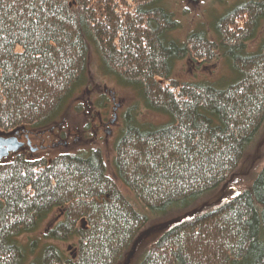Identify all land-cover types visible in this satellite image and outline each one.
Masks as SVG:
<instances>
[{
	"label": "trees",
	"instance_id": "obj_1",
	"mask_svg": "<svg viewBox=\"0 0 264 264\" xmlns=\"http://www.w3.org/2000/svg\"><path fill=\"white\" fill-rule=\"evenodd\" d=\"M170 3L0 0L2 134L58 126L92 86L93 52L104 76L165 119L139 120V103L124 114L112 174L100 149L0 162V264H128L155 218L171 219L135 264H264V167L223 198L264 128V40L250 50L264 0L218 18L213 39L201 28L184 42ZM219 58L229 82L173 78L181 60ZM56 210L62 219L33 238ZM73 241L69 253L53 244Z\"/></svg>",
	"mask_w": 264,
	"mask_h": 264
},
{
	"label": "rangeland",
	"instance_id": "obj_2",
	"mask_svg": "<svg viewBox=\"0 0 264 264\" xmlns=\"http://www.w3.org/2000/svg\"><path fill=\"white\" fill-rule=\"evenodd\" d=\"M245 1L252 0H201L199 3H193L190 0H171L170 10L174 13L175 20L180 23V27L175 33L176 37L184 42L191 32L200 31L202 28L213 39L215 36L213 30L215 21L232 10L236 5ZM263 40L264 29L256 37V41L250 44V50H254ZM89 57L92 86L85 89L74 99L69 112H67L68 115L58 126L49 131L31 132L34 135H40L41 140H44L43 144L51 147L48 151L37 154L29 152L26 157L30 160H43V158L53 160L60 155L69 154L76 156L77 154H86L92 150L100 149L112 174L114 172L112 162L116 156L115 147L125 126L124 114L133 106L135 107L140 100L136 98L132 91L120 88L114 78L104 76L100 67V60L94 52ZM177 64L173 78L181 84L204 80L215 84L217 82H229L232 79L228 64L223 58H219L213 64L201 65L188 59L181 60ZM103 97L106 98V100L104 99L105 108H101L98 105ZM137 110L140 113L138 119L143 122L158 124L165 121L162 117L160 118L145 111L141 103H139ZM100 120L103 122L102 124ZM11 160L13 158L4 161L10 162ZM244 160L237 177L231 181L230 185L233 184L234 189L227 190L223 198L228 199L231 195L245 190L251 185L254 176L262 171L264 167V128ZM120 187H122L124 195L137 204V208H139L141 213H147L144 208L140 207L133 193L123 185H120ZM211 201L213 200L208 202L209 206H211ZM61 219V211L56 210L47 219L43 229L36 233L33 238L42 236L47 227L57 225ZM170 219L159 220L155 218L152 220L148 228L152 235L145 236V241L138 246L136 254H134L128 264H135L136 260L139 261L137 257L145 251L147 246L155 241L154 237L160 232L159 229ZM53 244L59 245L69 253L73 251L77 243L73 241L68 243L53 242Z\"/></svg>",
	"mask_w": 264,
	"mask_h": 264
},
{
	"label": "flooded vegetation",
	"instance_id": "obj_3",
	"mask_svg": "<svg viewBox=\"0 0 264 264\" xmlns=\"http://www.w3.org/2000/svg\"><path fill=\"white\" fill-rule=\"evenodd\" d=\"M100 123L102 124L103 122L100 120ZM0 137L6 138V139H9V137H16L18 139L19 143L23 144L22 148L19 152L10 153V155L7 157V159H4V160H10V158H15L17 155H21V154L27 156V154L29 152H31L33 154H37L39 152H43L46 150L48 151V149H50V147H51L49 145L43 144L44 140H41L40 135H34V134L28 133L24 130H20V132H16L14 134H9V136L6 134H2L0 132ZM37 143H38L39 147H38Z\"/></svg>",
	"mask_w": 264,
	"mask_h": 264
},
{
	"label": "water",
	"instance_id": "obj_4",
	"mask_svg": "<svg viewBox=\"0 0 264 264\" xmlns=\"http://www.w3.org/2000/svg\"><path fill=\"white\" fill-rule=\"evenodd\" d=\"M193 3H199L201 0H190ZM22 143H19L16 137L9 139L0 137V162L7 158L10 153H17L22 148Z\"/></svg>",
	"mask_w": 264,
	"mask_h": 264
}]
</instances>
